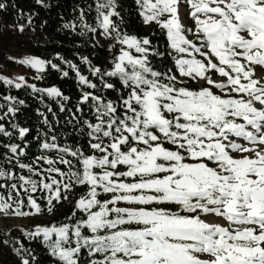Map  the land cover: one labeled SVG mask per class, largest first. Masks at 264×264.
<instances>
[{
	"label": "snow or ice",
	"instance_id": "1",
	"mask_svg": "<svg viewBox=\"0 0 264 264\" xmlns=\"http://www.w3.org/2000/svg\"><path fill=\"white\" fill-rule=\"evenodd\" d=\"M5 37L0 264H264V0H0Z\"/></svg>",
	"mask_w": 264,
	"mask_h": 264
},
{
	"label": "rangeland",
	"instance_id": "2",
	"mask_svg": "<svg viewBox=\"0 0 264 264\" xmlns=\"http://www.w3.org/2000/svg\"><path fill=\"white\" fill-rule=\"evenodd\" d=\"M20 49H17L12 46V42L9 38L5 37V39L0 42V72L3 73H9V74H15L17 72L23 71L22 69L9 64L6 60L5 57L7 55H19L20 54ZM2 259H7L6 257Z\"/></svg>",
	"mask_w": 264,
	"mask_h": 264
},
{
	"label": "trees",
	"instance_id": "3",
	"mask_svg": "<svg viewBox=\"0 0 264 264\" xmlns=\"http://www.w3.org/2000/svg\"><path fill=\"white\" fill-rule=\"evenodd\" d=\"M12 18L11 17H8V20L10 21Z\"/></svg>",
	"mask_w": 264,
	"mask_h": 264
}]
</instances>
